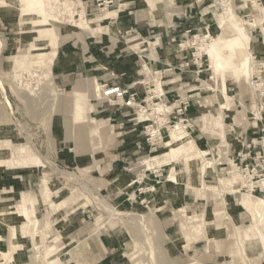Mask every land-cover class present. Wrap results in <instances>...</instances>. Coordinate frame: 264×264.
I'll return each mask as SVG.
<instances>
[{
    "label": "rangeland",
    "instance_id": "obj_1",
    "mask_svg": "<svg viewBox=\"0 0 264 264\" xmlns=\"http://www.w3.org/2000/svg\"><path fill=\"white\" fill-rule=\"evenodd\" d=\"M28 1L0 0V177L16 191L0 193V264H264V0H214L169 71L138 66L139 108L82 87L78 124L58 58L85 36L101 43L110 20H92L116 0ZM117 107L139 133L110 118ZM181 131L193 143L172 149Z\"/></svg>",
    "mask_w": 264,
    "mask_h": 264
},
{
    "label": "crops",
    "instance_id": "obj_2",
    "mask_svg": "<svg viewBox=\"0 0 264 264\" xmlns=\"http://www.w3.org/2000/svg\"><path fill=\"white\" fill-rule=\"evenodd\" d=\"M85 1L95 7L100 0ZM213 1L116 0L113 10L92 20L94 22L110 20L111 32L105 33L101 43H98L97 39L92 41L90 37L85 36L84 41L79 40L77 47L72 45L62 49L56 67L59 83L74 88L66 99L70 103L73 118L77 119L74 123H82L81 118L87 112L88 98L82 87H95L97 83H104L110 87L120 86L136 92L140 102L146 101L150 83L141 72H138V66L151 67L159 72L169 71V67L175 60H179L183 51L178 41L187 37L189 33L204 28L207 22L204 9L210 7ZM103 29L106 28H93L92 31L100 33ZM54 45L58 43L51 46V52ZM193 73L197 74V72ZM124 108L130 107L125 106ZM121 110V107H117L114 110H108L107 113L110 114V118L120 123L117 126L126 129L129 127L127 130L123 129L125 134L139 133L143 120L136 126H132L127 111L122 112ZM205 118L206 116L203 119ZM94 122L97 128L104 127L102 120L93 119L92 123ZM131 144L133 142H129V145ZM128 146L125 147L126 151ZM83 154L82 144L78 141L76 155L82 156ZM77 156L74 158L75 162L79 158ZM90 169L91 167L82 169V171ZM191 180L188 182L191 183ZM8 183L0 177V193H4L6 188L11 196L12 192L16 191L13 187L10 188ZM22 193L27 194V192ZM1 243L0 239V255ZM3 254L5 256L8 253H2V256Z\"/></svg>",
    "mask_w": 264,
    "mask_h": 264
},
{
    "label": "bare ground",
    "instance_id": "obj_3",
    "mask_svg": "<svg viewBox=\"0 0 264 264\" xmlns=\"http://www.w3.org/2000/svg\"><path fill=\"white\" fill-rule=\"evenodd\" d=\"M30 4H31V6H32V8H34V7H38L40 4H41V2H42V0H30V1H28ZM263 9H264V7H263ZM35 14V13H34ZM230 38H232V37H230ZM233 38L234 39H236V40H238L239 41V37L238 36H233ZM225 40V38H223V41ZM55 46V45H54ZM56 47V46H55ZM55 49H54V47L52 48V52H51V54H53V55H56V51H54ZM216 61H215V66H216V69L217 70H222V69H224V64L225 63H223V61H222V59H221V56L217 53L216 54ZM248 63H249V59H246L241 65L242 66H244V67H247L248 66ZM240 65V66H241ZM103 86H101V85H97L96 86V89H98V91H96V95H98L97 94V92H100V94H102V96L103 97H105L106 99H109V101H111L112 103L113 102H121V100L120 99H117V97L116 96H114L113 95V91H110V92H108L109 90H108V88L106 89V90H102L103 88H102ZM220 92L221 93H223V97L225 98V102L222 104V108H226L227 107V100L228 99H230L229 98V96L227 95V93H226V88H225V86H222L221 88H220ZM149 99H151V98H149ZM177 126H180V127H182V129L183 130H185V126H181L180 124H178V125H176L175 127H177ZM176 129H180V128H176ZM173 131V130H172ZM177 131V130H176ZM184 143H186V144H192L193 143V141H192V139L191 138H189V135L187 134V132L185 131V132H183V131H181V132H178V133H176L175 134V137L174 138H171L170 137V140L167 142V145L168 146H170L172 149H174V148H176V146L177 145H181V144H184ZM179 148V147H178ZM181 152V151H180ZM25 156V155H24ZM177 157V156H176ZM22 158V157H21ZM26 160V159H25ZM24 160V161H25ZM18 161V160H17ZM22 161V160H21ZM27 161V160H26ZM20 163H22V162H20ZM9 164V163H8ZM19 201L18 202H16V204H15V208L14 209H16V211L17 212H19L20 214L21 213H23V204H22V201H25L26 200V196L22 193V194H20V196H19ZM253 199V198H252ZM251 199V202L250 201H248V202H244V203H246L248 206H252L253 205V203H252V200ZM254 202V201H253ZM261 202L264 204V201L263 200H261ZM256 206V205H255ZM253 207V206H252ZM264 207V206H263ZM253 212H254V210H253ZM257 213V211L255 212V213H253V214H256ZM259 213V212H258ZM257 215H259V214H257ZM256 217V216H255ZM4 255V254H3Z\"/></svg>",
    "mask_w": 264,
    "mask_h": 264
},
{
    "label": "built area",
    "instance_id": "obj_4",
    "mask_svg": "<svg viewBox=\"0 0 264 264\" xmlns=\"http://www.w3.org/2000/svg\"><path fill=\"white\" fill-rule=\"evenodd\" d=\"M250 85L252 87H257L258 86V80L256 79H251L250 81ZM105 89L108 88V92L113 91V95L117 97V99H120L121 101H123L122 104H124L127 107L130 108H139V106L141 104H138V95L136 92H132L130 89L128 88H122L120 86H108L105 85L104 86ZM187 121V120H186ZM185 122V120H184Z\"/></svg>",
    "mask_w": 264,
    "mask_h": 264
}]
</instances>
